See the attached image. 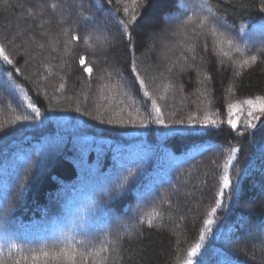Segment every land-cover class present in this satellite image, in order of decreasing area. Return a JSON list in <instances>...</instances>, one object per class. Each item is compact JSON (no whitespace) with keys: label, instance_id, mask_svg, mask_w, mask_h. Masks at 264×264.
<instances>
[{"label":"trees","instance_id":"trees-1","mask_svg":"<svg viewBox=\"0 0 264 264\" xmlns=\"http://www.w3.org/2000/svg\"><path fill=\"white\" fill-rule=\"evenodd\" d=\"M46 2L57 5L50 11L63 4L62 0ZM261 5L264 0H139L136 5L132 0H112L103 8L94 0L73 4L82 22L87 16L96 17V23L104 15L113 20L110 29L118 43L110 53L117 61H102L85 45L91 43V33L105 32L85 30L80 20L65 21L69 27L65 39L73 46L72 73L61 71L65 43L56 46V54L41 59V80L30 75L24 57L0 30V43L13 61L8 65L0 60L2 264L18 260L31 264L32 251L45 245L50 252L74 246L77 264H185L202 233L203 246L191 257V264H264V251L249 243L264 244V115L254 121L255 129L243 123L232 129L227 123L229 104L264 96ZM162 10L163 16L174 12L179 18L188 11L202 14L211 25L221 21L214 27L223 41L215 44V53L204 50L202 42L192 49L207 60L201 75L186 70L175 78L153 81V86L137 59L144 32L133 31L130 18L137 16L136 29L143 18ZM117 18L129 24L134 45L121 33ZM74 35L80 39L74 40ZM203 39L213 45L208 35ZM227 39L234 42L231 47ZM133 55L143 87H137L134 73L128 71ZM253 55L258 58L255 62L250 60ZM81 57L85 65L79 63ZM245 59L249 64L242 66ZM87 65L92 67L91 76L84 70ZM82 84L93 87L85 104H79ZM145 87L166 123L189 118L203 122L207 117L217 126L198 125L202 133L196 135H165L167 129L151 122L156 113L144 95ZM66 93L71 97L63 102L52 100ZM30 102L39 110L38 116L27 107ZM243 107L246 112L247 106ZM96 116L101 119H93ZM109 119L114 122L101 123ZM141 121L146 126H140ZM236 148L240 151L228 172L232 187L224 190L217 207L223 165ZM210 218L214 223L205 231Z\"/></svg>","mask_w":264,"mask_h":264},{"label":"rangeland","instance_id":"rangeland-1","mask_svg":"<svg viewBox=\"0 0 264 264\" xmlns=\"http://www.w3.org/2000/svg\"><path fill=\"white\" fill-rule=\"evenodd\" d=\"M69 1L62 0L63 4H59L57 10L50 11V6L46 0H0V30L6 36L10 46L24 57L25 67L27 70L29 69L32 77L39 76L43 68L40 63L41 59H47L49 54H56V46H64L65 43L68 44V47L60 54L61 71L69 76L72 73L69 57L73 53V46L65 39V33L69 28L65 21H81V16L73 10L72 5L86 4V0H72V3ZM197 12L198 9L194 11V13ZM194 13L188 11L186 15L179 18L174 12H169L164 17L162 10L156 16L143 18L141 25L135 29L137 33L144 32V46L138 51L137 59L153 86L157 80L175 78L186 70H193L201 75L207 60L205 57H199L195 50L199 47V42H202L201 45L206 50L204 45L208 41L206 43L203 41L204 36L208 35L211 38L210 42H213L211 47L207 43V49L212 50V53L217 52L218 49L215 44H221L223 37L221 36L222 33L214 26L220 25L221 21L216 20L211 25L207 20L201 26V22L204 20L202 14L192 15ZM188 17H192V20L188 21ZM112 22L113 20L106 15L95 25H88L85 21H81L85 30L105 32L102 35L91 33V43L85 45L99 53L102 61L114 64L117 60L111 55L110 47L118 43V36L110 29ZM61 24L65 25L63 30H61ZM97 25L103 27L98 28ZM213 27L215 32H213ZM106 30L110 33L106 34ZM41 44L44 47H40ZM193 48L195 50H192ZM190 59L196 63H189L188 60L190 61ZM38 78L39 80L42 79V77ZM71 84V79H69L68 88L72 87ZM82 88L80 94L82 102H79L78 99L75 100L79 104H85L88 101L87 97L93 91L90 84H82ZM163 89L165 90V88ZM68 95L69 93H66L58 98H52V100L63 102L67 97L69 98L70 95ZM160 96L163 98V95ZM249 243L256 251H264L263 241L250 240Z\"/></svg>","mask_w":264,"mask_h":264},{"label":"snow or ice","instance_id":"snow-or-ice-1","mask_svg":"<svg viewBox=\"0 0 264 264\" xmlns=\"http://www.w3.org/2000/svg\"><path fill=\"white\" fill-rule=\"evenodd\" d=\"M94 2L96 3V6L98 8H103L105 5H110L112 3V0H94ZM118 3H122L123 0H117ZM137 3H139V0H132V4L136 5ZM50 7L54 10L57 5L55 3H52L50 5ZM259 11L261 13H264V5H261L259 8ZM123 13L127 16L129 14V8L127 6H125L123 8ZM207 17H204V20L201 22V26L203 25V22L207 21ZM84 20L87 23H92V24H96V17L94 16H87L84 17ZM137 16L135 14L131 15L130 18V23L133 26V31H135V25L137 23ZM192 17H188V21H191ZM117 23L120 26V30L121 33L126 37L127 42L129 45H134V39L132 37V35L128 32V27L129 24H125L123 21L119 20L117 18ZM227 26V25H225ZM98 28H102V25H97ZM213 32H215V28L213 27ZM74 40H79L80 37L77 35L73 36ZM89 39V37L85 38V42H87V40ZM227 44L231 47L233 45V41L231 39H227ZM104 43V42H102ZM40 47H44V45H40ZM205 49H207V44L204 45ZM134 48L132 49V51L134 52ZM236 51H240L239 48L236 49ZM224 55H228V53H224ZM257 56L253 55L250 57V60L255 62L257 60ZM0 60H2L3 62H6L8 65H12L13 61L12 59L9 57V55L7 54V51L5 49V46L0 43ZM79 63L81 65H85V58L81 57ZM249 64V59H245L242 61V66L243 65H247ZM84 70L86 72L89 73V76H91L92 73V67L91 65H87L85 66ZM13 71L15 72H19L20 70L18 68H14ZM128 71L129 73H134V76L132 77L133 82H137V87H143L145 86V81L144 79L141 77V74L139 71H137V64H136V60L134 58V55L130 58L129 64H128ZM8 76H11V73L8 74ZM64 85H61V88H63ZM144 95L146 97H148L149 100H151L152 105L154 106V110L156 115L155 116H151V113L149 114L151 116V122L162 125L165 129H167L168 131L165 133V135H196V134H201L202 133V129L201 127H199L198 125H202L203 129H207L209 126L212 127H216L217 126V122L215 120L209 119V118H205V120L203 122L196 120L194 121L192 118H189L187 121L185 120H177L174 121L173 124H168L166 123L165 119H164V115L159 107V105L156 103L155 99H152L150 96H148L146 87L144 88ZM244 105L247 106V110L245 112L244 110ZM28 108H31L32 111L38 116L39 115V110L37 108H35V106L30 102L27 105ZM228 108V114H229V119L227 121V123L229 125H231L232 129H236L238 123H243L245 128H249V129H255L256 128V124L254 123V121H257L260 119V116L264 115V96L261 97H256L255 99H246L244 101H238L235 104H229L227 106ZM235 110V111H234ZM77 112L80 111L79 108L76 109ZM256 113H259V115H257ZM85 115H88V113H85ZM235 115V119L233 118V116ZM246 116L247 118L244 120H241V117ZM23 119L25 121H27L29 119V117L25 116L23 117ZM93 119L96 120H100L101 118L99 116L93 117ZM114 121L109 119V120H101V123H107V124H112ZM120 123H123V121H119ZM131 122V121H130ZM140 126H146L144 124L143 121H141V125ZM240 135H243V133H239ZM240 151V149L236 148L233 149V153L232 155L229 157L228 161L225 162V164L223 165V171H224V175L220 178L221 183H222V187L219 191V196L221 198L220 201H218L217 203V207L221 206L222 203V199L224 197V190L225 189H230L232 187V179L229 176L228 172L229 169L232 167V160L235 159V154L238 153ZM216 209L213 208L212 209V213H215ZM211 215V214H210ZM149 224H151V221H148ZM214 223L213 219H208L205 222V231H210V226ZM205 239V235L202 233L200 236V242H198L192 249H190L189 251V260H187L185 262V264H191V257H194L197 255L199 249L203 246V241ZM47 245H45L44 247H42L39 251H32L31 253V264H49L50 260L57 262V264H77L78 261V253L77 250L75 249L74 246L72 245H65L63 247H61L59 249V251H53L50 252L48 250ZM53 248H55V245L52 246ZM83 254H81L82 256ZM25 260H28L29 257L25 256L24 257ZM0 264H2V261H0ZM16 264H20L19 260L16 262ZM102 264H106V262H102Z\"/></svg>","mask_w":264,"mask_h":264}]
</instances>
